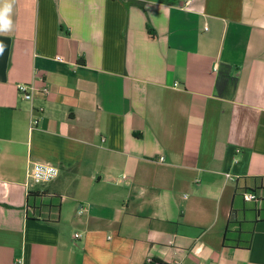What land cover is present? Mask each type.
I'll return each mask as SVG.
<instances>
[{
	"label": "crops",
	"instance_id": "crops-1",
	"mask_svg": "<svg viewBox=\"0 0 264 264\" xmlns=\"http://www.w3.org/2000/svg\"><path fill=\"white\" fill-rule=\"evenodd\" d=\"M5 2L0 264H264V0Z\"/></svg>",
	"mask_w": 264,
	"mask_h": 264
},
{
	"label": "built area",
	"instance_id": "built-area-1",
	"mask_svg": "<svg viewBox=\"0 0 264 264\" xmlns=\"http://www.w3.org/2000/svg\"><path fill=\"white\" fill-rule=\"evenodd\" d=\"M58 60H62L61 57H57ZM17 90L21 96L26 100H32L36 93L42 94L43 96H47L49 94V88L47 86L38 87L33 83H20L17 85ZM43 107L40 106L36 109L37 112H43ZM38 118H32L30 123V128L33 129L37 127ZM162 159V158H161ZM60 174V170L55 165L50 163H33L28 170V184L29 185H42L50 183L55 180ZM229 176V175H227ZM245 200H253L255 199V194L251 192H245L244 194ZM80 234H75V238H78ZM179 264V263H177Z\"/></svg>",
	"mask_w": 264,
	"mask_h": 264
},
{
	"label": "trees",
	"instance_id": "trees-1",
	"mask_svg": "<svg viewBox=\"0 0 264 264\" xmlns=\"http://www.w3.org/2000/svg\"><path fill=\"white\" fill-rule=\"evenodd\" d=\"M251 191H253V193L255 194V199H253V200H245V198H244V194H245V192H247V191H245L244 193H243V198H244V200H245V202H250V203H253V204H255L256 206H258L259 204H260V202H261V200H262V197H261V194L259 193V191L257 192V191H255V190H251ZM252 193V192H251ZM230 226H231V222L229 221V223L227 224V231L228 230H230ZM226 231V232H227ZM227 236H226V234H225V243H229V239L228 238H226ZM233 241V240H232ZM247 245H248V243H247ZM144 264H167V263H164L163 261H161L160 259H158V258H155V257H152L151 259H149V260H147Z\"/></svg>",
	"mask_w": 264,
	"mask_h": 264
},
{
	"label": "clouds",
	"instance_id": "clouds-1",
	"mask_svg": "<svg viewBox=\"0 0 264 264\" xmlns=\"http://www.w3.org/2000/svg\"><path fill=\"white\" fill-rule=\"evenodd\" d=\"M3 2V0H0ZM11 13V4L3 3V7H0V28H7L11 24V20L9 19V15Z\"/></svg>",
	"mask_w": 264,
	"mask_h": 264
}]
</instances>
